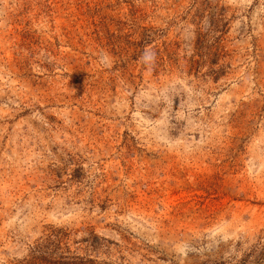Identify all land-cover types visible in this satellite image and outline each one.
I'll return each mask as SVG.
<instances>
[{
    "label": "rangeland",
    "instance_id": "obj_1",
    "mask_svg": "<svg viewBox=\"0 0 264 264\" xmlns=\"http://www.w3.org/2000/svg\"><path fill=\"white\" fill-rule=\"evenodd\" d=\"M59 263L264 264V0H0V264Z\"/></svg>",
    "mask_w": 264,
    "mask_h": 264
},
{
    "label": "clouds",
    "instance_id": "obj_2",
    "mask_svg": "<svg viewBox=\"0 0 264 264\" xmlns=\"http://www.w3.org/2000/svg\"><path fill=\"white\" fill-rule=\"evenodd\" d=\"M155 59V53L151 50H145L143 55L141 56V60L145 63H150L154 61ZM101 63H107V57L105 55L101 56Z\"/></svg>",
    "mask_w": 264,
    "mask_h": 264
},
{
    "label": "trees",
    "instance_id": "obj_3",
    "mask_svg": "<svg viewBox=\"0 0 264 264\" xmlns=\"http://www.w3.org/2000/svg\"><path fill=\"white\" fill-rule=\"evenodd\" d=\"M66 236H67L66 234H65V235L62 234V230H57V231L53 230V231H52V234L49 235V236L47 237V239H48V240H51V242H53V243L59 245V244H61L62 240H63L64 237H66ZM60 263H61V262H60ZM60 263H59V264H60Z\"/></svg>",
    "mask_w": 264,
    "mask_h": 264
}]
</instances>
